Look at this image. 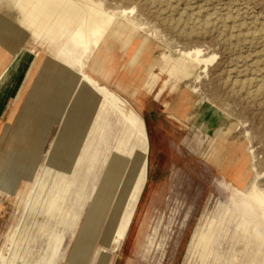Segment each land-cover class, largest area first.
<instances>
[{"label": "rangeland", "instance_id": "obj_1", "mask_svg": "<svg viewBox=\"0 0 264 264\" xmlns=\"http://www.w3.org/2000/svg\"><path fill=\"white\" fill-rule=\"evenodd\" d=\"M26 1L0 3V49L30 55L0 132V264H264V94L237 86L264 69V0H86L154 35L134 89L102 68L101 47L24 30ZM186 8L237 13L261 38L173 29Z\"/></svg>", "mask_w": 264, "mask_h": 264}, {"label": "bare ground", "instance_id": "obj_2", "mask_svg": "<svg viewBox=\"0 0 264 264\" xmlns=\"http://www.w3.org/2000/svg\"><path fill=\"white\" fill-rule=\"evenodd\" d=\"M30 1L31 0L26 1L27 6L29 8L28 9L29 10L28 16H21L20 12H18L19 17L20 18L22 17L21 23H23V26L25 27L24 30L29 31V30L33 29V30L37 31L38 33H40L42 30H46V35L41 36L44 43H47L51 40L54 41L55 39L63 40L65 38H70L74 42V44L80 45L84 48L90 44H93L95 47H101L100 55L104 56V58H105L104 63L102 61H100L103 64L102 68L107 67L108 68V74L115 73L116 76L120 75V77L117 78V80H118L117 87L118 86H122V87L125 86V84H127L126 82H127L128 78L133 79V82H134L133 89L135 87H138L139 82L141 81V75H140L139 70H138V69H140V65L143 61L141 59H143V54L148 53L151 50L150 43H151V40H152L154 35L151 33L148 34L147 32H144L143 28L137 27L132 22H130L126 16L127 11H125L123 13H118V11L117 12L110 11L111 12L110 15L106 18V17H104V13L101 11V9H99L92 2L86 1V0H33L31 2ZM174 1H176V0H169L167 3H166V1H164L167 4V7L169 10L174 9V6H173ZM21 2H22V0H0V3L3 4V8H4L5 13L8 9L13 8V7H17ZM153 3H154V1H153ZM153 3H152V6H153ZM160 3H161V1H160ZM163 9H165V8H163ZM186 9L183 13L180 14V17L177 20V22L173 21L174 22L173 23L171 21L172 23H169V24H171L170 26L173 29H175V30L181 29L180 30L181 32H183V31L191 32L194 28L212 30L216 27H222L223 30H224V28L228 29L226 31H228V33L230 34V36L232 38H236L242 42H248V43L253 42L254 43V41H257L258 39L261 38L262 34L260 33V31H256V28H255L253 23L245 25L243 22L239 23L238 22L239 20L237 21V19H236L238 17V16L236 17L237 13L234 15L230 12H227L226 15H224L223 17H219V18L210 16V15L206 16V17H202L200 11L195 13L193 11H189V8H186ZM166 12L168 13V10ZM163 13H165V12H163ZM213 14H215V13H213ZM5 18L8 19L7 15L5 16ZM71 23H74L76 26L75 30H73V31L68 28V24H71ZM50 24L54 25L57 29V32H58L54 36V38H52V39H51L52 34L48 30V26ZM9 25L13 26L10 23H9ZM257 28H258V26H257ZM20 30H22V29L20 28ZM179 34H181V33H179ZM194 34H195V32H194ZM226 36L227 35L225 34V37ZM116 43L117 44L120 43V45H121L120 51L122 53V60L124 62V64L122 66H120V69H119L118 64H117V50L115 47ZM198 53L201 54V51L199 50ZM183 56L185 58H189L188 53L187 54L184 53ZM97 59H99V56ZM202 62L207 63V62H211V60L202 59ZM236 66H237V64H236ZM253 67H255V66H253ZM260 69H262V68H260ZM263 70H262V72H259V73H256L255 75H253L250 79L248 77V79L239 82V84L237 86H239V88L243 89V90L244 89H248V90L252 89L250 92V95L253 97L261 96L262 94H264V73H263L264 71ZM24 73H25V71H24ZM246 73H248V72H246ZM237 77H239V76H237ZM92 91H94V90H92ZM83 103H85V102H83ZM93 123H94V121H93ZM133 135H134V133H133ZM110 181H111V177L107 174V176L105 178V182H104L105 183L104 187H109ZM38 188L40 189L43 187H41V185H39ZM38 188H37V190L34 191L30 202L27 204L29 210L33 209L38 204V198H37V196H38L37 192L39 190ZM58 194H59V192H58ZM257 199L262 204H264V202L262 201V199L260 197L257 196ZM58 201H59V196L53 195V197L51 199H50V197H47L46 201L41 200V202L39 204L41 205V207H43L45 205L46 208L48 210H50V209H53L55 206H57ZM130 218H131V214H126V213H124L121 217H119L117 219V223H116L117 224L116 230L119 232H124L126 230V227L129 223ZM261 230H260V232H261ZM82 237H83V234H82ZM37 240H39V239H37ZM75 257H76V255H75ZM75 257H74V259H75Z\"/></svg>", "mask_w": 264, "mask_h": 264}, {"label": "crops", "instance_id": "obj_3", "mask_svg": "<svg viewBox=\"0 0 264 264\" xmlns=\"http://www.w3.org/2000/svg\"><path fill=\"white\" fill-rule=\"evenodd\" d=\"M0 51L6 55L4 61L0 59L1 132L3 123L13 114V107L16 104L14 100L18 97V92L30 55L24 48L20 49L15 46L11 48H1Z\"/></svg>", "mask_w": 264, "mask_h": 264}]
</instances>
